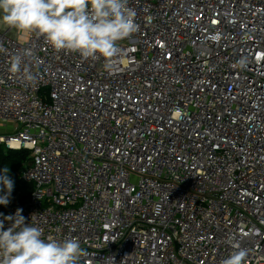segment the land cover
Returning <instances> with one entry per match:
<instances>
[{
    "label": "built area",
    "instance_id": "1",
    "mask_svg": "<svg viewBox=\"0 0 264 264\" xmlns=\"http://www.w3.org/2000/svg\"><path fill=\"white\" fill-rule=\"evenodd\" d=\"M129 6L110 60L0 29V146L30 151L33 186L8 216L78 239L83 264H264V0ZM24 48L28 84L9 70Z\"/></svg>",
    "mask_w": 264,
    "mask_h": 264
},
{
    "label": "clouds",
    "instance_id": "2",
    "mask_svg": "<svg viewBox=\"0 0 264 264\" xmlns=\"http://www.w3.org/2000/svg\"><path fill=\"white\" fill-rule=\"evenodd\" d=\"M137 13L129 0H0V23L18 33L34 34L56 52L79 54L85 60H110L120 52L119 42L138 30ZM0 53L8 54L3 43ZM32 49L24 48L11 55L9 70L25 84L36 76L28 67L35 62ZM7 169L0 174V185L7 194L0 205L9 203L13 181ZM22 209L4 217L10 221L5 230L0 220V264H83L89 258L78 239L42 238L44 230L25 223ZM248 250L233 251L221 264H246Z\"/></svg>",
    "mask_w": 264,
    "mask_h": 264
},
{
    "label": "trees",
    "instance_id": "3",
    "mask_svg": "<svg viewBox=\"0 0 264 264\" xmlns=\"http://www.w3.org/2000/svg\"><path fill=\"white\" fill-rule=\"evenodd\" d=\"M30 162V151L27 149H8L0 146V174L7 169V175L13 181V189L8 194L9 203L0 205V216H8L7 208L13 197L18 196L22 200H27L32 192V185L27 183L21 176V171ZM7 194V190L0 185V196Z\"/></svg>",
    "mask_w": 264,
    "mask_h": 264
},
{
    "label": "crops",
    "instance_id": "4",
    "mask_svg": "<svg viewBox=\"0 0 264 264\" xmlns=\"http://www.w3.org/2000/svg\"><path fill=\"white\" fill-rule=\"evenodd\" d=\"M6 28H8L7 26H5L4 24L0 23V29L1 30H5ZM20 33H18L17 31H13V35H19Z\"/></svg>",
    "mask_w": 264,
    "mask_h": 264
},
{
    "label": "rangeland",
    "instance_id": "5",
    "mask_svg": "<svg viewBox=\"0 0 264 264\" xmlns=\"http://www.w3.org/2000/svg\"><path fill=\"white\" fill-rule=\"evenodd\" d=\"M10 126L9 125H7V127L6 126H4V127H2V126H0V128L3 130H5L6 128H9Z\"/></svg>",
    "mask_w": 264,
    "mask_h": 264
}]
</instances>
